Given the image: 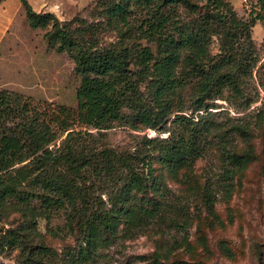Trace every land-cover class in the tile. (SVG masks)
Masks as SVG:
<instances>
[{"label":"rangeland","instance_id":"374dc122","mask_svg":"<svg viewBox=\"0 0 264 264\" xmlns=\"http://www.w3.org/2000/svg\"><path fill=\"white\" fill-rule=\"evenodd\" d=\"M96 1L66 2L44 27H29L23 10L11 31L0 35V89L74 109L80 83L75 46L124 51L137 82V52L148 46L157 57L156 43L140 33L143 13L133 7L124 23L105 13L116 0ZM253 1L241 6L235 0H182L163 7L172 8L176 22L170 34L193 40L178 49L172 72L177 86L160 98L166 112L163 130L112 122L108 129L76 128L82 132L69 141L90 162L104 164L94 157L101 151L136 155L141 161L134 169L147 178L148 187L121 195L118 175L125 169L115 164L114 176L86 173L89 178L80 182L90 202L87 210L79 202L46 209L37 197L26 203L0 199V238H17L11 247L0 240V264H264V4L253 8ZM248 21L250 27L242 30L238 22ZM57 28L68 36V51L57 50ZM46 33L54 37L52 45ZM199 50L203 53L196 58ZM226 73L234 83L206 100L209 108L198 109L203 79ZM154 84L150 76L143 79L138 94L144 106L160 110ZM176 116L194 117V123H174ZM193 127L199 134L198 155L175 168L163 165L161 142L170 132L186 139ZM27 189L43 193L36 184ZM114 202L116 226L100 229L87 244L84 222L97 206L105 211ZM131 209L137 212L134 224L126 222ZM140 209L152 215L138 221Z\"/></svg>","mask_w":264,"mask_h":264},{"label":"trees","instance_id":"16d2710c","mask_svg":"<svg viewBox=\"0 0 264 264\" xmlns=\"http://www.w3.org/2000/svg\"><path fill=\"white\" fill-rule=\"evenodd\" d=\"M20 1L29 27H44L50 18L55 19L50 13H36L27 0ZM179 1L182 0H116L105 8L107 15L119 16L124 23L127 22L126 13L130 9L135 7L140 10V13H143L140 33L144 38L156 43L157 57H154L148 46H143L137 52V64L140 67L137 82L128 72L124 51H92V47L75 46L72 57L76 72L80 75V83L76 90L77 104L74 109L35 102L22 94L0 89V199L7 197L26 203L37 197L46 209L63 208L65 204L74 206L79 202L83 209L87 210L90 202L82 192L80 182L89 178L86 173L98 176L103 171L106 176H114L115 164L125 169V174L118 175L122 181L121 195L130 190L142 191L148 187L147 178L134 169L135 164L141 161L136 155L117 156L110 151H101L94 153V157L97 156L104 164L96 160L90 162L87 158H91L76 154L69 141L82 132L76 131V128L108 129L112 122H121L133 129L140 124L152 130H163L166 125V112L160 104V98L165 91L177 86L172 72L179 59V47L185 41L193 43L191 36L175 38L170 34V25L176 23L171 13L172 8L162 11L163 7ZM251 4L255 8L258 4H264V0H254ZM226 11L229 12V9ZM257 17L258 15L254 18ZM238 23L242 30L250 27L249 21ZM55 31L56 37L61 40L57 50L68 51V48H65L68 36L61 29L57 28ZM45 37L48 44L52 45L54 37L49 33H46ZM200 53H203L202 50L195 54L196 58ZM232 58L230 56L228 59ZM193 59L192 56L191 60ZM149 76L155 83L154 96L157 107L162 108L160 110L144 106L138 94L137 84ZM233 83V75L230 73L220 75L215 80L203 79L197 91L198 109L209 108L206 100L211 99L224 86ZM193 118L176 116L173 122H183V125L189 126L194 123ZM62 136L64 139L61 145L54 148L55 151L51 150L50 145ZM198 138L199 134L194 127L189 129L186 139L178 133L170 132L168 139L160 144L161 163L175 168L194 159L199 150L195 143ZM18 164L22 166L16 167ZM148 169L147 173L150 175L151 168ZM90 170L92 172H87ZM29 174H33L30 179ZM25 183V187H22ZM32 184L39 185L43 193L36 195L28 190L27 187ZM115 206L114 202L105 211H101L97 206L96 211L89 215L83 226L87 244L92 242L100 229H114L117 220L111 214L115 213ZM140 211L142 214L138 215V221H141L143 216L152 215L147 209ZM125 216L126 222L130 224L137 221L136 210H127ZM0 240H3V247H11L17 243L13 234L2 236Z\"/></svg>","mask_w":264,"mask_h":264},{"label":"crops","instance_id":"0c3cea01","mask_svg":"<svg viewBox=\"0 0 264 264\" xmlns=\"http://www.w3.org/2000/svg\"><path fill=\"white\" fill-rule=\"evenodd\" d=\"M32 9L39 14L57 13L58 8H64L66 2L75 3L83 0H27ZM235 4H241L240 0H235ZM23 13L20 0H2L0 2V35L6 34L14 27L16 19Z\"/></svg>","mask_w":264,"mask_h":264},{"label":"built area","instance_id":"2783aa9c","mask_svg":"<svg viewBox=\"0 0 264 264\" xmlns=\"http://www.w3.org/2000/svg\"><path fill=\"white\" fill-rule=\"evenodd\" d=\"M251 2V0H242V4H249ZM252 5V4H251Z\"/></svg>","mask_w":264,"mask_h":264}]
</instances>
